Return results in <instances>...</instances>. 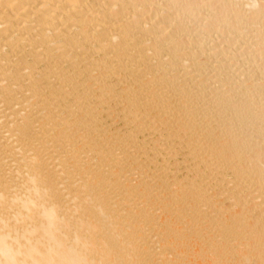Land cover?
<instances>
[{"label":"bare ground","instance_id":"6f19581e","mask_svg":"<svg viewBox=\"0 0 264 264\" xmlns=\"http://www.w3.org/2000/svg\"><path fill=\"white\" fill-rule=\"evenodd\" d=\"M9 246L264 264V0H0Z\"/></svg>","mask_w":264,"mask_h":264},{"label":"clouds","instance_id":"9594fccd","mask_svg":"<svg viewBox=\"0 0 264 264\" xmlns=\"http://www.w3.org/2000/svg\"><path fill=\"white\" fill-rule=\"evenodd\" d=\"M0 264H18L16 252L10 246L6 250L0 248Z\"/></svg>","mask_w":264,"mask_h":264}]
</instances>
